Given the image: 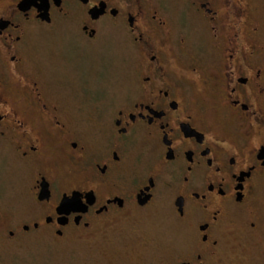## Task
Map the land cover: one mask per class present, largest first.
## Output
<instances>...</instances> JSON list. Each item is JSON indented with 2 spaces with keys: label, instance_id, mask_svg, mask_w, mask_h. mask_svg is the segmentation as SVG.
<instances>
[{
  "label": "flooded vegetation",
  "instance_id": "flooded-vegetation-1",
  "mask_svg": "<svg viewBox=\"0 0 264 264\" xmlns=\"http://www.w3.org/2000/svg\"><path fill=\"white\" fill-rule=\"evenodd\" d=\"M257 1L0 0V145L29 202L4 236L95 240L97 257L99 242L121 244L162 216L182 235L171 264H210L264 243ZM74 12L82 18L70 47L95 46L85 97L32 56V30ZM116 33L127 57L110 95L112 76L99 83L96 58Z\"/></svg>",
  "mask_w": 264,
  "mask_h": 264
},
{
  "label": "rangeland",
  "instance_id": "rangeland-1",
  "mask_svg": "<svg viewBox=\"0 0 264 264\" xmlns=\"http://www.w3.org/2000/svg\"><path fill=\"white\" fill-rule=\"evenodd\" d=\"M256 4V23L253 24L259 26V43L264 45V0H258ZM81 18L79 12L65 18L56 17L51 28L33 29L31 42L32 56L36 57L41 68L58 69L66 74L68 94L75 92L79 97H85L95 88V46L89 47L81 43L72 44L71 47L69 45L73 41L69 39L70 31H73L71 23H80ZM114 35L106 49L96 58L99 83L105 82L108 75V80L112 76L113 86L108 85L110 81L103 85V90L110 92V95H115L120 89L127 57L123 38L119 33ZM71 59H75V68ZM83 81L88 84L83 86ZM88 89L91 90L87 91ZM90 132L91 129L86 131L88 136L93 133ZM23 189L8 153L0 145V264H171L170 255L175 249L182 248L179 229L162 216L138 223L134 229L131 225L129 229L133 230L121 235V244L117 240L116 245L99 242L97 247L100 254L97 257L95 240H72L68 244L57 245L42 234L8 240L4 236V229L10 218H18L24 214V208L29 205L21 197ZM152 239H155L153 245ZM227 257L228 259L222 258L221 261L210 264H264V243L259 242L243 252L234 250Z\"/></svg>",
  "mask_w": 264,
  "mask_h": 264
},
{
  "label": "water",
  "instance_id": "water-1",
  "mask_svg": "<svg viewBox=\"0 0 264 264\" xmlns=\"http://www.w3.org/2000/svg\"><path fill=\"white\" fill-rule=\"evenodd\" d=\"M94 10H92L90 13L92 14ZM92 17L95 18V15L92 14ZM62 205V204H61Z\"/></svg>",
  "mask_w": 264,
  "mask_h": 264
}]
</instances>
